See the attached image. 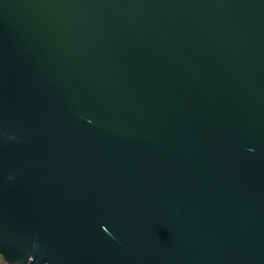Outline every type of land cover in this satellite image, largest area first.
Wrapping results in <instances>:
<instances>
[{
	"label": "water",
	"instance_id": "water-1",
	"mask_svg": "<svg viewBox=\"0 0 264 264\" xmlns=\"http://www.w3.org/2000/svg\"><path fill=\"white\" fill-rule=\"evenodd\" d=\"M7 264H264V0H0Z\"/></svg>",
	"mask_w": 264,
	"mask_h": 264
},
{
	"label": "rangeland",
	"instance_id": "rangeland-1",
	"mask_svg": "<svg viewBox=\"0 0 264 264\" xmlns=\"http://www.w3.org/2000/svg\"><path fill=\"white\" fill-rule=\"evenodd\" d=\"M4 257L0 255V264L3 263Z\"/></svg>",
	"mask_w": 264,
	"mask_h": 264
},
{
	"label": "trees",
	"instance_id": "trees-1",
	"mask_svg": "<svg viewBox=\"0 0 264 264\" xmlns=\"http://www.w3.org/2000/svg\"><path fill=\"white\" fill-rule=\"evenodd\" d=\"M1 255V254H0ZM1 264H7L6 262H5V260H3V263H1Z\"/></svg>",
	"mask_w": 264,
	"mask_h": 264
}]
</instances>
